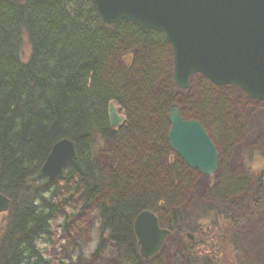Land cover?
<instances>
[{
	"label": "trees",
	"instance_id": "trees-1",
	"mask_svg": "<svg viewBox=\"0 0 264 264\" xmlns=\"http://www.w3.org/2000/svg\"><path fill=\"white\" fill-rule=\"evenodd\" d=\"M23 37L30 48L25 61ZM121 56L126 62L120 66ZM171 66L162 34L126 20L105 25L91 0H0V193L10 200L0 223V264H51L34 240H47L48 221L59 214L44 194L57 195L61 179L77 181L78 199L86 201L82 209L101 198L96 217L103 220L101 232L110 231L95 258L107 246L122 264L158 263L159 254L140 257L133 231L135 217L145 210L170 233L196 231L200 213L191 217L178 210L193 172L171 160L167 116L188 106L227 155L240 135L232 117L234 87H216L197 75L195 93L187 89L189 97L176 98ZM110 103L124 116L117 129L109 126ZM62 139L75 144V158L56 180L35 186L52 146ZM100 140L112 144L114 164L107 170L97 162ZM218 171L210 195L222 204L203 205L200 212L233 221L228 199L245 194L248 185L224 164ZM188 250L187 262L195 264Z\"/></svg>",
	"mask_w": 264,
	"mask_h": 264
},
{
	"label": "water",
	"instance_id": "water-1",
	"mask_svg": "<svg viewBox=\"0 0 264 264\" xmlns=\"http://www.w3.org/2000/svg\"><path fill=\"white\" fill-rule=\"evenodd\" d=\"M101 21L108 26L126 20L143 30L158 32L172 57L171 78L176 89L186 91L193 76L216 87H234L255 102L264 103V0H91ZM112 129L124 121L112 103L108 105ZM169 149L189 170L211 178L219 155L196 120L183 119L177 108L167 116ZM75 158V144L55 143L35 177L54 181ZM10 200L0 193V213ZM133 231L139 255L156 256L170 231L159 225L150 211L134 219ZM191 237V235H187Z\"/></svg>",
	"mask_w": 264,
	"mask_h": 264
},
{
	"label": "rangeland",
	"instance_id": "rangeland-1",
	"mask_svg": "<svg viewBox=\"0 0 264 264\" xmlns=\"http://www.w3.org/2000/svg\"><path fill=\"white\" fill-rule=\"evenodd\" d=\"M29 45L26 37L22 38L21 45V57L25 61L29 57ZM117 62L121 66L126 60L125 56L117 57ZM196 80L190 79L188 89L194 94ZM178 90V89H177ZM232 90V117L240 128L239 137L232 143L227 155H225L221 144L216 142L213 132L207 128L206 133L213 143L217 153L219 155L218 169L226 165L228 171L234 173H240L246 185L247 189L244 190L245 194L239 193L237 196L229 198L227 207L232 210L231 216L234 217V221H226L218 219L216 221L213 214L203 213L201 215V206L212 204L214 207L221 206L222 203L219 199L211 197V187L217 183V179L220 176V171H216L215 175L211 178L202 176L197 172H193L189 186L183 190L182 200L178 204V210L188 216H197L199 213V219L194 223L196 232L201 229L204 232V240L207 242L204 246H199V250L196 248L192 250V256L196 259L195 264H264V180L260 184L258 194H246L249 193L251 188L257 186L258 177L264 178V173L260 175H250L244 168L241 153L245 147H251L257 143V141L264 140V103L254 102L248 98H244L239 89ZM178 90L176 92V98L181 97L186 99L189 97V93ZM179 113L183 119L194 120V114L188 106H180L178 108ZM122 115V114H121ZM112 144H104L98 151L97 162L103 169H110L114 164V156L111 154ZM175 159L172 154L171 160ZM180 161V160H179ZM183 165V164H182ZM116 166V165H115ZM184 166V165H183ZM185 167V166H184ZM186 168V167H185ZM188 169V168H186ZM189 170V169H188ZM191 171V170H190ZM64 181V180H60ZM77 181L75 179L68 181L61 185L59 182L57 195L62 194L70 188L76 187ZM75 193H80L79 190L63 199L60 203H57L59 207V214L66 216L67 222L63 225V235L60 237L62 240H66L67 243L61 245L59 250L54 247L52 254L62 264H71V249L77 246V241L81 236L92 228L94 222L97 220L95 212V203H100L101 198L95 200V202L88 204L87 207L81 209L79 212L68 213L65 211V206H73L78 202V198ZM246 197L243 199V196ZM175 209V208H174ZM166 212V211H165ZM164 215V212L161 211ZM203 216L204 218H201ZM4 218L0 216L1 220ZM205 219L207 224H201L199 221ZM86 223L87 227L81 229L75 235L73 231L78 227L79 223ZM217 225V226H216ZM221 233L219 234V232ZM219 234L220 238L215 242L218 243L217 252L214 253L212 244L209 242V237ZM192 235V234H191ZM53 233L49 232L47 240H50L54 245L59 244V241L52 240ZM196 236V235H195ZM237 238V241H236ZM214 243V244H215ZM189 242L187 239L177 232H172L164 241L161 250L159 252L158 263L156 264H189L187 259L191 255L188 250ZM207 245V246H206ZM83 264V262H79ZM88 264H122L115 253L112 259L105 261L102 255L93 257Z\"/></svg>",
	"mask_w": 264,
	"mask_h": 264
},
{
	"label": "clouds",
	"instance_id": "clouds-1",
	"mask_svg": "<svg viewBox=\"0 0 264 264\" xmlns=\"http://www.w3.org/2000/svg\"><path fill=\"white\" fill-rule=\"evenodd\" d=\"M71 9V6H70ZM99 146H103V140H100ZM241 159L244 168L250 175H260L264 173V140L257 141V143L251 147H245L241 153ZM48 181V177H43L41 179L34 180V185L39 187ZM61 185L64 181H59ZM75 192L74 188H70L60 195H53L52 191L45 193V199L49 200L52 204L60 203L63 199L72 195ZM77 198L81 193H75ZM85 200H78L73 206H65V211L68 213L79 212L85 205ZM47 209L44 213L47 214ZM6 215V213H0V216ZM67 217L60 215L55 219H49L48 230L53 233L52 240L59 241V244L54 245L50 240H44L36 238L34 240V246L40 253V256L45 261H50L51 264H59V261L52 254V249L56 247L58 250L61 245L67 243L66 240L60 239L63 235V225L67 222ZM201 224H207L208 221L201 219L199 221ZM103 220L97 219L92 228L85 232L81 238L77 241V246L71 249V264H88L93 260L96 255L97 250L100 247L101 240L109 237L110 230H104L101 232ZM86 223H79L78 227L73 231V235L79 232L81 229L86 228ZM102 257L105 261L112 259L115 255V250L111 247H105L101 252Z\"/></svg>",
	"mask_w": 264,
	"mask_h": 264
},
{
	"label": "flooded vegetation",
	"instance_id": "flooded-vegetation-1",
	"mask_svg": "<svg viewBox=\"0 0 264 264\" xmlns=\"http://www.w3.org/2000/svg\"><path fill=\"white\" fill-rule=\"evenodd\" d=\"M168 144V143H167ZM172 152V151H171ZM174 155V154H173ZM175 156V155H174ZM176 157V156H175ZM177 158V157H176ZM181 162V161H180ZM182 163V162H181ZM219 165V164H218ZM192 171V170H191ZM195 172V171H194ZM264 180V178H262L261 176L258 177V181L257 182V185L260 186L261 182ZM226 221H230V220H226ZM234 221V220H233ZM231 222V221H230ZM217 226V225H216ZM221 233V231L219 232V234ZM219 234H215V235H212L211 237H209V242L212 244V247H213V251L215 254V252H217L216 250H218V247L219 244L218 243H215L219 238ZM188 234H185V238L187 239V242H189V249L190 250H194V249H198L199 250V246H204L207 242L204 240V232L203 230L201 229L199 232L195 233V234H189L191 235V237H187ZM196 235V236H195ZM215 243V244H214ZM207 246V245H206Z\"/></svg>",
	"mask_w": 264,
	"mask_h": 264
}]
</instances>
